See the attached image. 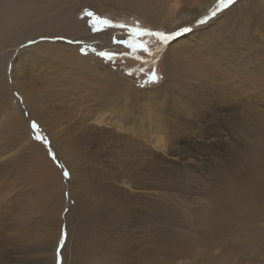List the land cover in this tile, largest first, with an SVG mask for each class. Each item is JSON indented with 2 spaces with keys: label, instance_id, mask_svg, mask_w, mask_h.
I'll return each mask as SVG.
<instances>
[{
  "label": "bare ground",
  "instance_id": "1",
  "mask_svg": "<svg viewBox=\"0 0 264 264\" xmlns=\"http://www.w3.org/2000/svg\"><path fill=\"white\" fill-rule=\"evenodd\" d=\"M185 1L169 23L189 25L217 0ZM81 3L160 23L136 0H0V264H55L63 222V264H161L160 187L182 200L162 211L187 227L203 264H226L256 243L264 249V0H239L170 44L165 79L149 89L79 52L110 46L90 33ZM12 86L68 169L74 207L60 196L55 162L27 134ZM200 155L226 160L216 168L222 180L208 185L215 210L165 171L201 167L192 163L204 162Z\"/></svg>",
  "mask_w": 264,
  "mask_h": 264
},
{
  "label": "rangeland",
  "instance_id": "2",
  "mask_svg": "<svg viewBox=\"0 0 264 264\" xmlns=\"http://www.w3.org/2000/svg\"><path fill=\"white\" fill-rule=\"evenodd\" d=\"M238 1L239 0H237V2ZM136 2L143 8H146L153 17L158 18L160 23L158 25H151L146 23L144 20L140 19L137 14L133 13V9L121 8L117 11V9L111 10L106 7L103 12H96L89 5V3H81L80 11H82L83 16H85V25L89 29L90 33L93 35L99 34L100 37L108 39L110 42V46L104 48L97 47L94 50L95 46L93 44H86V46L81 45V49L79 52L82 55L87 52L88 55H92L98 58L103 63V66H108V68L118 73L120 76L124 78L126 77L125 79L129 78L135 80L138 86L143 89L157 88L163 83L165 79L163 62L165 53L167 52L170 44H172L177 39L182 38L183 36L190 35L191 32L196 29L202 28L203 26L212 22V20H216L218 17L222 16L229 7L235 4L234 3L229 5L227 3V0H225L224 5H221L219 0H217L215 5L207 14H205L198 20H192L189 25L186 24L184 26H181L180 23L171 24L169 22L172 20L171 17L174 14V12H172L174 9V4H178L176 11L180 12L183 9V6H187L185 0H136ZM191 7L196 8V6ZM88 12L93 13V15L91 17L87 16L86 13ZM213 13H215V15H213ZM94 18L105 20L108 22V25H122L123 27H109L108 25H101L100 30L97 31L96 28L93 27ZM201 20H205L206 22L201 24ZM134 31L157 33L162 34L165 37L174 38L164 40L159 38L158 36H136L133 35ZM132 36L135 37L132 38ZM31 43L32 42H28L27 45H30ZM127 44H132L133 47H127ZM135 45H144L147 48V51H142L139 47H135ZM23 47L24 45H21L20 49H22ZM101 54H107L108 56L113 57V59L107 60ZM11 66L12 65L10 64L9 69L7 70L9 76L8 83L13 85V80L11 78ZM153 76L156 77V80L155 82H150ZM9 95L14 99L13 101L15 102L17 111L21 113L22 118L26 120V132L28 135H30L31 139H33L37 143L41 150L40 153H43L44 156L48 158L50 157L49 159L53 163L55 162L54 164L59 171L60 176H62L60 177L61 182L58 187L60 196L64 197L67 207H72V205L74 207L75 201L72 198L73 193L69 188L71 175L68 169H66V167H64V165L62 164V161L58 158L56 147L52 145L49 135L46 133V128L43 126V124H41V122L32 118L30 110L25 104L24 99L22 98L17 88L12 86ZM9 107L10 110H13L12 105H10ZM226 117L230 121L229 114H226ZM33 124L36 126V130L33 129ZM213 139L216 138L213 137L210 140L201 141L209 143ZM227 151H229V149L223 147V149L220 148L219 153L225 154ZM200 157L205 161H193L192 163L198 164L201 167L194 168L190 171H180L177 169H170L165 171L173 175L176 174L177 177H179L181 180L186 178L190 186L193 188V197L203 200L204 204L210 203L212 209H214L208 185L211 184V182H215L217 179L222 180V176L216 172V168L219 165H226V160L223 157L220 159V164L213 165L211 164L214 158L213 155H200ZM65 173H67V175H65ZM167 189L168 188L160 187V197L157 196V202H160L161 210L159 215L160 224L159 230L157 231L156 244L158 246V256L161 260V264H203L206 258L202 256L200 252L198 253L195 250H190V247L187 245L185 237L187 233V227L178 220H171L170 215L165 214L162 211V208H164V206L170 201L172 205L177 204L174 203V201H182L180 198H178L179 196H176V191ZM164 193H167L168 196L165 197ZM186 194V192L182 191V196ZM28 195L29 197L32 196V199H35L37 197V194L33 192H29ZM183 203L186 206V203L184 201ZM39 217L40 214L37 213V218ZM63 228L64 230L62 237L58 240V246L56 249L57 259L55 264H63L64 262L62 251L63 248H65L67 241L66 238H68L69 234L65 222H63ZM52 243H54V241ZM52 243H49L48 246ZM222 251H224L223 246L217 248L215 252H211L210 257H216L218 255H215V253H221ZM185 252L188 253L184 254ZM263 252L264 249H262V246L256 243L247 251L234 252L226 264H242L243 262V264H262L264 263ZM239 253H241V255H239ZM50 255L51 254L47 256ZM237 256L238 258L240 257V260L237 258Z\"/></svg>",
  "mask_w": 264,
  "mask_h": 264
},
{
  "label": "snow or ice",
  "instance_id": "3",
  "mask_svg": "<svg viewBox=\"0 0 264 264\" xmlns=\"http://www.w3.org/2000/svg\"><path fill=\"white\" fill-rule=\"evenodd\" d=\"M219 2H220L221 5H224L225 0H219ZM236 2H237V0H227V3L229 5L234 4ZM86 15L91 17L93 14L91 12H88V13H86ZM213 15H215V13H213ZM205 22H206L205 20H201L200 21L201 24H203ZM101 25H108V22L105 21V20H101V19H98V18H94V20H93V27H95L97 31L100 30V26ZM108 26L109 27H123L122 25H108ZM133 35H136V36H158L159 38L164 39V40H169V39H173L174 38V37H165L162 34L149 33V32H141V31H134L133 32ZM126 46L127 47H133L132 44H127ZM135 47H139L142 51H147V48L144 45H135ZM85 54H87V53H85ZM101 55L105 59H107V60L113 59V57L108 56L107 54H101ZM155 80H156V77L153 76L151 78L150 82H155ZM32 127H33L34 130H36V126L34 124H33ZM65 175H67V173H65Z\"/></svg>",
  "mask_w": 264,
  "mask_h": 264
},
{
  "label": "trees",
  "instance_id": "4",
  "mask_svg": "<svg viewBox=\"0 0 264 264\" xmlns=\"http://www.w3.org/2000/svg\"><path fill=\"white\" fill-rule=\"evenodd\" d=\"M135 37V36H132V38Z\"/></svg>",
  "mask_w": 264,
  "mask_h": 264
}]
</instances>
